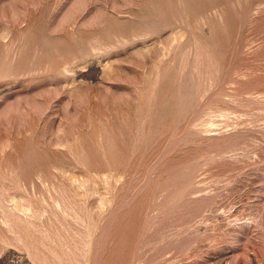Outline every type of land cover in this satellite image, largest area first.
I'll use <instances>...</instances> for the list:
<instances>
[{"label":"rangeland","instance_id":"374dc122","mask_svg":"<svg viewBox=\"0 0 264 264\" xmlns=\"http://www.w3.org/2000/svg\"><path fill=\"white\" fill-rule=\"evenodd\" d=\"M0 264H264V0H0Z\"/></svg>","mask_w":264,"mask_h":264}]
</instances>
